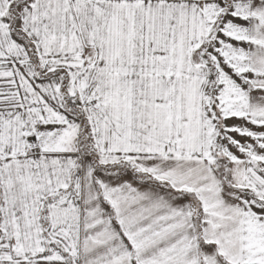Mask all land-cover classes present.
I'll return each mask as SVG.
<instances>
[{
	"label": "snow or ice",
	"instance_id": "obj_1",
	"mask_svg": "<svg viewBox=\"0 0 264 264\" xmlns=\"http://www.w3.org/2000/svg\"><path fill=\"white\" fill-rule=\"evenodd\" d=\"M0 264H264V0H0Z\"/></svg>",
	"mask_w": 264,
	"mask_h": 264
}]
</instances>
